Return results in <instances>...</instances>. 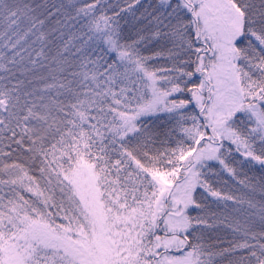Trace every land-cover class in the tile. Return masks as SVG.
<instances>
[{
	"label": "snow or ice",
	"instance_id": "snow-or-ice-1",
	"mask_svg": "<svg viewBox=\"0 0 264 264\" xmlns=\"http://www.w3.org/2000/svg\"><path fill=\"white\" fill-rule=\"evenodd\" d=\"M0 264H264V0H0Z\"/></svg>",
	"mask_w": 264,
	"mask_h": 264
}]
</instances>
